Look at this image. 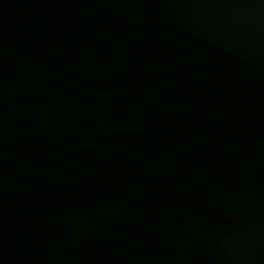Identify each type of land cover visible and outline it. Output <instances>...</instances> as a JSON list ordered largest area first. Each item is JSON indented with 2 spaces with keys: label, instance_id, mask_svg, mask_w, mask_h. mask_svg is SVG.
<instances>
[{
  "label": "water",
  "instance_id": "obj_1",
  "mask_svg": "<svg viewBox=\"0 0 264 264\" xmlns=\"http://www.w3.org/2000/svg\"><path fill=\"white\" fill-rule=\"evenodd\" d=\"M0 264H264V0H0Z\"/></svg>",
  "mask_w": 264,
  "mask_h": 264
}]
</instances>
